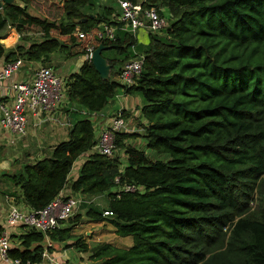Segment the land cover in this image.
Masks as SVG:
<instances>
[{
  "label": "trees",
  "instance_id": "16d2710c",
  "mask_svg": "<svg viewBox=\"0 0 264 264\" xmlns=\"http://www.w3.org/2000/svg\"><path fill=\"white\" fill-rule=\"evenodd\" d=\"M97 1L44 0L43 16L29 11L30 0L0 6V57L6 61L21 57L52 66L46 62L56 51L70 59L88 45L106 46L108 78L89 58L64 77L67 100L87 114L101 111L119 92L142 97L139 129L115 132L124 161L91 150L97 132L86 114L50 155L10 175L19 190L14 197L30 209L45 206L65 187L84 200L49 231L21 224L22 233L9 235L17 241L8 257L37 263L51 248L44 240L75 238L90 264H264V0H145L167 6L168 25L149 33L139 51L140 75L131 85L117 75L137 55L136 35L118 28L114 39L97 38L101 22H115L112 1ZM53 6L61 14L48 17ZM10 27L19 34L13 48L4 44ZM76 28L92 33L79 36ZM135 138L139 144L131 142ZM101 195L102 206L94 200ZM81 217L107 220L131 243L99 240L88 246L72 233Z\"/></svg>",
  "mask_w": 264,
  "mask_h": 264
},
{
  "label": "built area",
  "instance_id": "2783aa9c",
  "mask_svg": "<svg viewBox=\"0 0 264 264\" xmlns=\"http://www.w3.org/2000/svg\"><path fill=\"white\" fill-rule=\"evenodd\" d=\"M99 1L104 2L103 0ZM110 1L114 6L111 18L115 22L103 21L99 24L95 34L99 39H114L118 28L133 35H136L141 28L146 29L149 33L157 34L168 25L167 15L161 13L159 7L153 4L147 5L145 0ZM74 32L79 36L92 33L79 28H76ZM93 49V45H88L84 52V58L90 59ZM143 58L144 56L138 53L125 61L117 75L118 80L126 85L133 84L136 77L140 75ZM23 63L24 60L21 57L5 61L0 68V82L19 70ZM7 95V100L0 101V124L9 127L17 135L26 134L29 114L34 116L43 112L48 113L67 100L64 77L49 65H40L35 68L30 79L12 80ZM123 111L120 108L114 110L109 122L103 123L99 127L92 151L108 155L114 153L116 149L115 132L127 130ZM134 188V185H126V189ZM8 199L10 202L5 216L6 225L26 224L42 231H49L57 227L60 221L72 215L84 200L81 195L66 193L62 190L45 206L33 210L18 205L12 196H8ZM103 213L110 214L111 211L104 210ZM9 235V231L3 226L0 234V256L17 264L18 258L10 259L7 255V250L11 246ZM47 244H50L48 240Z\"/></svg>",
  "mask_w": 264,
  "mask_h": 264
},
{
  "label": "crops",
  "instance_id": "0c3cea01",
  "mask_svg": "<svg viewBox=\"0 0 264 264\" xmlns=\"http://www.w3.org/2000/svg\"><path fill=\"white\" fill-rule=\"evenodd\" d=\"M103 1V4L109 5L110 0ZM98 4L102 5L100 1L98 2ZM96 8H99V6H97ZM30 10L31 9H29V11ZM18 37L19 34L16 32V30L10 27L7 30V34L5 36V38H7L8 40H4V44L8 46V48H13V46L19 40ZM69 60L70 59L59 57L56 52H54L50 54V57L46 63H50L59 75L66 77L68 74L78 71L80 65L83 62L82 60L79 63H68ZM5 61L6 60L4 57H0V68L5 63ZM75 63L78 65L74 67L73 64ZM41 64L42 63L39 61H24L19 70L15 71L10 77L0 82V101L7 100V94L12 80H24L32 78L33 70ZM123 94L125 96H130L132 94L134 98H138V96L134 95L133 92H123ZM121 96L122 93H118L113 99L109 101V103L112 101H117V98H120ZM128 100L130 103L128 107L124 103L114 106V103L112 102L110 104L108 103L109 106L104 107V109H102L101 111L93 112L96 115L95 121L97 122L98 130L103 123L109 122L113 111L116 109L120 108L130 113V116H137L139 114V106L141 105V100L138 99L137 102L135 99L132 100L131 98H129ZM86 114L87 112H85L79 104L65 100L61 102L59 106L48 113L43 112L40 115L37 114L34 116L29 114L27 121V132L24 135H17L9 127L0 124V225L5 226V228L9 231V234L15 233L16 235H18L25 230V227H23V225L21 224L17 226H8L5 223V216L10 202L8 196L14 197L15 195L13 193L19 194L18 187L13 183L12 177L10 175L12 173L20 171L24 163L32 162L36 159L50 155L53 146L60 140L66 139L68 137V130L72 126V124L77 119L83 118V115ZM82 155H84L85 159L86 153H83ZM82 155L80 156L82 157ZM81 163L82 162L77 164L76 160L74 161L70 172L71 177H75L77 175V170ZM4 190L6 192L3 193L2 191ZM63 191L68 192L69 188L65 187ZM102 198H104V196H99V199L102 200ZM14 200H16V198ZM15 202H17L18 205H21L25 209H30L21 200V198L17 199ZM105 204L106 199L104 198L101 205ZM79 211L83 212L84 209L81 208ZM105 221L107 220L94 221L81 217L78 223L75 224V226L72 228V233L75 237H80L81 239H83L88 244V246H90L91 241L103 240V238L100 237L101 226L109 228L108 225H104ZM88 223H91L92 228H85ZM109 225L112 226L111 223ZM74 239L75 238H72L66 241L52 240L50 242L51 248L50 250H48L49 252H46L43 255V258L40 262L32 264H90V261L87 258L89 254L88 251H81L75 244H73ZM16 241V238L14 241L13 238H10L11 246L14 245ZM46 243L47 239L44 240V244ZM130 243L131 241L129 240V242L121 245L127 246ZM0 264L14 263H12V261L10 260L1 258L0 256Z\"/></svg>",
  "mask_w": 264,
  "mask_h": 264
},
{
  "label": "rangeland",
  "instance_id": "374dc122",
  "mask_svg": "<svg viewBox=\"0 0 264 264\" xmlns=\"http://www.w3.org/2000/svg\"><path fill=\"white\" fill-rule=\"evenodd\" d=\"M30 1H31V6H29V9H31L30 10L31 13L36 14V15H39V16H43L44 14H46L47 10L43 6L44 0H30ZM159 9H161L162 10V13H164L165 15H167V16L169 15L167 6L162 5V6L159 7ZM60 14H61V8H60V6H57V7H54L53 6L52 9L48 10V17H52L53 18V17H55L57 15L59 16ZM38 36H39V34L36 33L34 35V38H39ZM149 38H150V35H149V32L146 29L141 28V30L140 29L138 30V33L136 35V43H135V49L137 50L136 54H138V53L140 54L141 53L139 51H142L144 49V47L146 46V44L149 41ZM106 53L109 54V55H111L113 53L115 54V51L114 50H109ZM56 54L59 57H63L64 58V54L62 52L56 51ZM82 60H84V53L79 54V55H77L75 57L70 58V60H69L68 63H71V62L72 63H74V62L79 63ZM76 65H78V64H76V63L73 64L74 67ZM119 93H122V96L120 98H117V101H115V102L112 101L114 103V106H117L119 104L124 103L128 107V105L130 104L129 103V100H128L129 98H131L132 100L135 99L136 102L138 101V99H140V100L142 99L141 94L138 93V92H136V91H134L133 94L134 95H137L138 98L137 97L134 98V96L132 94L130 96H125L123 94V92H119ZM112 102H110V103H112ZM109 104H107L106 106H109ZM87 115L93 121V124H94V127H95V131L97 132L98 131V127H97V122L95 121L96 120V115L94 113H88ZM83 116H85V115H83ZM125 118H126V128H127L128 131H135V130H138L139 129L138 124H137V119H136V116L135 115H131L130 116V113H128V114H126V117ZM131 142H133L135 144H139L140 139L139 138H135V139H132ZM114 153L118 154L119 157L123 161L125 160L123 148L116 147ZM83 160H84V155H82V157L80 156L78 158V160H76V162H77V164H79ZM94 200H96V202H99V203L102 204V200H104V198H102V200H101V199H99V197H97ZM252 201L253 202H251V206L254 207L255 204H256V201L255 200H252ZM109 224H108L107 221H105V224L104 225L105 226L108 225L109 228H105V227L101 226V236L100 237L103 238V240H109V241L114 242V243L119 244V245L129 242V240L131 241L130 237H128V236H119V235L115 234L112 226L109 225ZM86 227L92 228L91 223H88L87 226H85V228ZM94 242L95 241H91L90 244L92 245V243H94Z\"/></svg>",
  "mask_w": 264,
  "mask_h": 264
},
{
  "label": "water",
  "instance_id": "95a60500",
  "mask_svg": "<svg viewBox=\"0 0 264 264\" xmlns=\"http://www.w3.org/2000/svg\"><path fill=\"white\" fill-rule=\"evenodd\" d=\"M14 0H0V6L3 2L9 3ZM106 46L100 42L92 51L90 60L93 63L95 69L99 72L102 78H108L110 75L111 64L108 62L107 58L102 55V50Z\"/></svg>",
  "mask_w": 264,
  "mask_h": 264
}]
</instances>
